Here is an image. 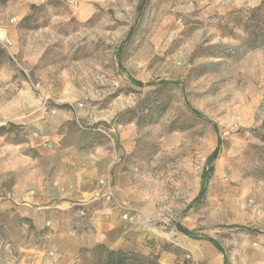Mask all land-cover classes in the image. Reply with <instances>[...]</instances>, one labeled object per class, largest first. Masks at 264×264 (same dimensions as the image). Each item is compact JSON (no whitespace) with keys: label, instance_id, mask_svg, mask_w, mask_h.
<instances>
[{"label":"rangeland","instance_id":"obj_1","mask_svg":"<svg viewBox=\"0 0 264 264\" xmlns=\"http://www.w3.org/2000/svg\"><path fill=\"white\" fill-rule=\"evenodd\" d=\"M247 24L264 0H0V264L97 245L264 264V47L246 49ZM91 169L95 196L61 200L57 176L80 188Z\"/></svg>","mask_w":264,"mask_h":264},{"label":"trees","instance_id":"obj_2","mask_svg":"<svg viewBox=\"0 0 264 264\" xmlns=\"http://www.w3.org/2000/svg\"><path fill=\"white\" fill-rule=\"evenodd\" d=\"M33 12L37 9L36 6H32ZM262 11V7H259L252 11V15H256ZM30 19V16L27 20ZM250 22V21H249ZM247 38L245 41V47L247 50H255L264 47V26L259 29H254L250 24L246 26ZM216 153L212 159L216 158ZM22 222L32 223L29 218H20ZM33 227V225L31 226ZM241 230H248L246 227H237ZM214 246L220 250V247L216 242H212ZM225 262L228 263V258L225 257ZM76 264H157L154 261L138 256L133 253L125 252L122 250H110L104 245H97L93 248L83 249L78 257Z\"/></svg>","mask_w":264,"mask_h":264},{"label":"crops","instance_id":"obj_3","mask_svg":"<svg viewBox=\"0 0 264 264\" xmlns=\"http://www.w3.org/2000/svg\"><path fill=\"white\" fill-rule=\"evenodd\" d=\"M89 178H86V177ZM97 176L91 169L83 176L82 185L80 188L67 189L63 185V177L61 174L56 178V187L61 200H69L73 202H85L91 200L98 190H95L97 186L93 184V181L97 180ZM35 187L32 184H27L20 181L19 184L13 190V197L15 200H19L20 204H26V201H32Z\"/></svg>","mask_w":264,"mask_h":264}]
</instances>
